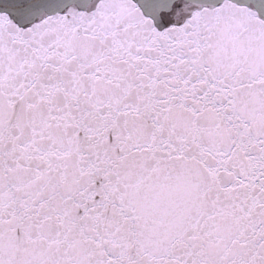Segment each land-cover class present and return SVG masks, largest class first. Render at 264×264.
Here are the masks:
<instances>
[{
  "label": "snow or ice",
  "instance_id": "snow-or-ice-1",
  "mask_svg": "<svg viewBox=\"0 0 264 264\" xmlns=\"http://www.w3.org/2000/svg\"><path fill=\"white\" fill-rule=\"evenodd\" d=\"M0 264H264V0H0Z\"/></svg>",
  "mask_w": 264,
  "mask_h": 264
}]
</instances>
